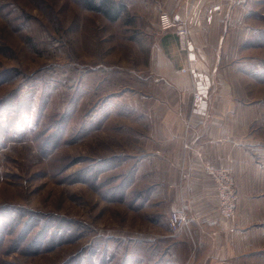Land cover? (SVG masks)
I'll list each match as a JSON object with an SVG mask.
<instances>
[{
  "label": "rangeland",
  "instance_id": "obj_1",
  "mask_svg": "<svg viewBox=\"0 0 264 264\" xmlns=\"http://www.w3.org/2000/svg\"><path fill=\"white\" fill-rule=\"evenodd\" d=\"M114 1L116 21L80 0H0V264H177L131 158L167 0ZM225 18L220 65L264 155V0Z\"/></svg>",
  "mask_w": 264,
  "mask_h": 264
},
{
  "label": "crops",
  "instance_id": "obj_2",
  "mask_svg": "<svg viewBox=\"0 0 264 264\" xmlns=\"http://www.w3.org/2000/svg\"><path fill=\"white\" fill-rule=\"evenodd\" d=\"M236 1L167 0L164 12L192 22L198 59L189 62L178 48L176 35L167 31L159 35L147 66L149 110L144 116L150 125L140 147L131 154L132 174L141 178L139 183L156 185L140 207L158 214L165 206V235L158 241L172 252L177 264H264L263 145L252 137L257 129L251 125L256 119L246 113L251 104L246 107L235 98L233 85L220 65L225 17ZM181 68L208 77L205 116L193 113L197 79L181 73ZM208 163L233 172L237 196L233 222L213 221L207 180L201 171ZM174 210L184 211L187 223L172 233L167 222Z\"/></svg>",
  "mask_w": 264,
  "mask_h": 264
},
{
  "label": "built area",
  "instance_id": "obj_3",
  "mask_svg": "<svg viewBox=\"0 0 264 264\" xmlns=\"http://www.w3.org/2000/svg\"><path fill=\"white\" fill-rule=\"evenodd\" d=\"M201 4L196 6L197 15ZM191 23V21L182 20L177 15L171 16L167 13H162L159 17L160 30L162 32L172 31L177 37L179 50L185 54L189 62H195L198 56L190 29ZM180 71L183 74L191 73L197 79L193 92L192 111L195 115L205 116L209 108L210 81L208 77L190 68H181ZM201 171L207 180L205 187L209 192L208 200L211 204L210 212L213 214V221L233 222L236 214L237 196L232 170L208 163L202 166ZM186 223L187 217L184 211L174 210L169 213L167 224L172 233L182 229Z\"/></svg>",
  "mask_w": 264,
  "mask_h": 264
},
{
  "label": "trees",
  "instance_id": "obj_4",
  "mask_svg": "<svg viewBox=\"0 0 264 264\" xmlns=\"http://www.w3.org/2000/svg\"><path fill=\"white\" fill-rule=\"evenodd\" d=\"M84 7L90 11L98 12L102 14L105 18H107L110 21H116L120 18L121 13L124 10V6L117 4L114 0H80ZM4 212V211H3ZM1 215V214H0ZM4 216V213H2ZM48 231L43 232V237H47ZM25 235L21 238V242L19 246H22L21 244L25 242ZM47 243L44 241H36V240H29L28 243H26L25 246L21 247L25 251H31L35 252L39 249L40 246L45 244H53V241L50 237H47ZM22 250V249H21Z\"/></svg>",
  "mask_w": 264,
  "mask_h": 264
}]
</instances>
